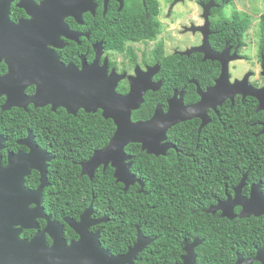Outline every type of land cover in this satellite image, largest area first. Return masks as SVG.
Segmentation results:
<instances>
[{"label":"trees","instance_id":"1","mask_svg":"<svg viewBox=\"0 0 264 264\" xmlns=\"http://www.w3.org/2000/svg\"><path fill=\"white\" fill-rule=\"evenodd\" d=\"M233 1L221 0L220 7ZM233 23L238 35L235 43L242 42L243 32L251 28V16L237 13ZM258 23L255 36L260 42L261 59L264 13ZM124 30L127 37L119 33V39L111 45L113 50H124L126 38L155 39L160 29L158 24H139ZM225 41L220 42L221 48ZM243 43L245 46L250 42ZM68 48L76 50L78 57V44L71 43ZM154 53L162 63L164 84L160 90L146 93L145 102L133 113L135 120L150 118L158 104L166 107L175 88H185L187 101L198 98L189 79L199 77L201 81L204 76V86L212 84L220 72L219 63L202 61L195 54L166 57L161 43ZM128 90L127 83L118 87L119 92ZM257 103L250 96L245 101H236L233 107L228 101L220 108V118L204 127L200 134L199 120L178 123L170 128L167 137L176 148L168 150L166 155L150 154L139 143L128 144L126 151L132 156V172L144 181L143 187L137 182L128 190L116 181L111 165L106 169L99 167L93 179L81 175L80 162L88 160L96 149L105 147L116 131L114 121L106 119L101 110L97 113L80 110L73 115L64 108L53 111L49 105H31L28 110L14 107L9 111H1L0 106V130L13 143L28 135L29 130L33 131L40 147L54 157L49 165L51 185L45 189L46 211L59 221L66 216L79 219L94 201L93 217L109 219L99 228L102 245L112 253H125L136 241L140 227L154 240L139 253L135 264L181 262L184 240L192 241L196 237L203 239L196 248V264H234L238 253L252 257L259 248L264 249V214L230 219L206 209L211 203L225 199L227 193L232 194L245 173L248 175L245 193L259 181L264 191V132H260L264 110L256 111ZM39 181L40 173L34 170L26 183L28 187H36ZM40 224L43 226L45 221L40 220ZM66 230L69 237L70 227ZM35 233L34 229L24 231L27 238ZM75 234L72 229V235Z\"/></svg>","mask_w":264,"mask_h":264},{"label":"water","instance_id":"2","mask_svg":"<svg viewBox=\"0 0 264 264\" xmlns=\"http://www.w3.org/2000/svg\"><path fill=\"white\" fill-rule=\"evenodd\" d=\"M12 0H0V52L9 63V72L0 78V96L7 94L8 99L3 110L13 107L28 109L33 103L36 107L50 105L53 111L65 108L68 113L77 115L80 109L95 113L102 110L106 119H112L116 131L109 143L96 149L88 160L80 162L81 175L94 178L96 170L103 165H111L115 169L117 182H122L125 190L137 182L144 186V181L132 172V156L126 151L130 143H139L142 150L155 155H166L174 145L167 140L168 131L180 122L191 118H202V128L209 121L206 118V108L222 104L225 99L234 97L237 93L252 96L259 102L256 111L264 110V86L256 87L250 82L252 72L242 79L230 77V63L240 58L237 48L234 54L227 56L228 47L222 52L209 53L207 36L202 45L182 51L190 55L192 52L206 53L205 59L219 60L221 73L213 86L207 90L198 88L201 99L195 104H184L183 92L176 90L169 100V109L165 110L158 104L153 115L148 119L133 118L135 110L141 108L145 95L149 90H158L162 82H155L153 76L160 70L149 67L147 70L137 69L135 75L126 72L119 73L115 68L107 73V62L100 64L101 43L96 44L97 54L94 61L88 64L83 61L82 67L73 63H64L55 50L47 47L53 43L56 47H64L59 35L52 34L50 22L39 19L22 20L14 23L10 19V4ZM33 15L32 7L23 5ZM63 34L75 38L77 33H71L69 26L60 18L56 24ZM193 28V27H192ZM57 40H59L57 42ZM262 74L264 75V55L262 57ZM125 78L130 80L127 93L118 91L119 82ZM36 84L34 94L28 96L27 86ZM181 93V96L179 94ZM264 132L263 128L260 131ZM5 138L0 133V264H135L141 253L153 240L138 228L137 239L125 253L113 254L104 248L100 240V231L91 232L90 227L107 222V217L94 218V201L80 215V218H65V222L79 234L80 238L71 243L64 236V225L47 214L43 206L44 189L48 187L49 164L53 156L40 148L35 141L32 130L20 143L29 148L28 152L10 153L8 164H2L1 150ZM33 170L41 174L40 184L36 189L26 187V179ZM247 174L234 188L235 195L219 200L207 211L216 213L222 211V217L230 219L240 217L261 216L264 214V191L262 182L254 183L248 196L242 194L246 185ZM34 205V206H33ZM241 206L239 213L235 207ZM47 222L40 228L38 219ZM25 229H36L30 239L23 238ZM52 238V244L47 243V237ZM203 239L196 237L183 242L185 253L182 261L175 264H196L198 254L196 248ZM260 261L264 264V250L259 248L254 257L246 258L238 253L234 264H254Z\"/></svg>","mask_w":264,"mask_h":264},{"label":"flooded vegetation","instance_id":"3","mask_svg":"<svg viewBox=\"0 0 264 264\" xmlns=\"http://www.w3.org/2000/svg\"><path fill=\"white\" fill-rule=\"evenodd\" d=\"M220 1L221 0H12L10 4V19L14 23H18L22 20L24 21L30 20L33 17L34 19L37 18L39 19L38 23H40V20L45 22H50V24H52V27L49 28L50 32L52 34L55 33L57 36L59 35L60 41L62 40V42L64 43V47H57V46L55 47L53 43H49L47 47L55 50V52L60 56L61 60L66 64L73 63L77 66L82 67L84 60L88 64H91L94 61L97 54L96 44L101 43L100 64L104 65L107 62L108 74L111 73L112 70L115 68L119 73L126 72L128 75L131 74L135 75L137 69L141 68L142 70H147L149 67L152 68L156 67L157 69L159 65L160 70L153 76V80L155 82L161 81L162 82L161 87H162L164 84V78L161 76L162 63L160 60H158L157 55L154 53L159 43H161L162 54L166 57H169V55L172 54L186 55V54H182L181 52L202 45L205 40V37L207 36L209 41V48H207V51L209 53L219 54L220 52L223 51L225 47H228L229 53H227V56H230L234 54L237 48H239L238 49L240 53L239 59L241 60L248 59L247 54L243 53L242 49L246 47V45L245 46L243 45L244 44L243 41H245L244 38L248 34V30L250 29V27L248 28V30H245V32H243V41L242 42L237 41L235 43V41L238 40V35H237L236 26L233 22L235 15L237 13L240 14L241 11H237V9L234 8V1L232 4H228L224 7H220L221 5ZM23 5L32 7L33 15L30 14L27 8ZM263 13L264 12H262V14ZM260 17H259V21H260ZM60 18H62L64 22L69 26L72 35L73 33H77L76 35H74L77 37L69 38L63 34H60V30L58 26L55 25L56 22H59ZM139 24L148 25V26L151 24H156V25L158 24L160 29L158 36L155 39L146 40V41L133 40L134 39L133 37L126 38L127 44L124 50H119V51L113 50V47L111 45L119 39L118 38L119 33L127 37L124 34L125 32L124 28L130 27L131 25L135 26ZM134 32H136V30ZM188 33L193 35L189 42L188 40H186L188 38L184 36ZM196 36H198L199 38L198 41H196ZM223 40H227V41H225L224 47L221 48L220 42H222ZM58 41L59 40H57V42ZM71 43L72 45L78 44L80 46L78 57L76 56V50L74 49L70 50V48H68L69 44ZM150 44H153L152 47H149ZM262 53L263 52L261 51V63H262V55H263ZM192 54L197 55L198 58H200L202 61H211L213 62V64L219 63L220 72L218 76L214 78L212 84H208L204 86L202 84L205 80L204 76L201 78L202 82L200 81L199 77H191L189 79V83L194 86L195 92L198 95V98L194 100L187 101L185 99V88H182L181 90L175 88L174 93L176 90H179V92L180 91L183 92L182 94L184 97L185 105L197 103L201 99L200 94L198 92V88L200 87L204 91L207 90L208 87L213 86L215 84L216 79L219 77L221 73V63L219 60L211 59V58L205 59L206 53L202 51L192 52L190 55ZM190 55H186V56H190ZM67 59H69V61H66ZM239 59L233 60L231 61V63L236 62ZM231 63H230V77L232 81L237 78L242 79L248 72H252V75L250 76L251 84H253L256 87L264 86V75L262 74V65H261V71H259L260 79L256 80L254 78L257 76V72H255L252 69L248 70L241 77L234 76L231 73ZM9 69L10 68L8 61L6 60L5 57H1L0 78L6 75L9 72ZM124 83H127L130 89V80L128 78L121 80L119 82V86ZM161 87L158 90H160ZM36 88H37L36 84L27 86L25 92L28 96H31L36 91ZM149 91H154V90H149ZM174 93L172 94L171 97L167 99L166 107H164L165 110L169 109V100L174 96ZM179 96H181V93L179 94ZM248 96H244L242 93H237L234 97V100L232 98H227L224 100L222 104H219L217 106L207 107L206 112L203 113L206 114L205 116L206 118L209 119V121L204 127H206L211 123H215L216 119L220 118L221 115L220 108H222L225 105V103L227 104V102L230 101L231 107H233L236 101L239 100L245 101V99ZM7 99H8L7 94H3L0 96L1 111H9V110H3V105L6 103ZM258 104L259 102L257 103V106ZM31 105L35 106L33 103H31L28 106V109ZM80 110H84V109H80ZM193 119L199 120L198 132L200 134L201 133L200 126L203 122V119L191 118L186 121H190ZM260 123H262V125L264 124L263 121H260ZM0 133L5 138L4 148L1 150L3 165L8 164V157L10 153H18L19 151H24V152L29 151V148L26 145L20 143V141L24 140L28 135L16 139L15 143H13L12 138H10V136L8 137L6 134H3L1 130ZM170 142L174 145V147H171L170 149H175L176 145L172 141ZM39 184L36 187H28L26 183V187L30 189H36L39 186ZM245 186L242 190V194L248 196L250 194L251 187H250V191L248 193H245L244 192ZM45 189H44V201H45ZM229 195L234 196L235 191L232 194L227 193L225 199H227ZM219 200H224V199H219ZM218 201H216L215 203H211L206 210H208L211 206H215L218 203ZM43 206H44V202H43ZM241 210H242L241 206L235 207L236 213L241 212ZM46 213L49 214L47 211ZM217 213L219 214V216H221L222 211L218 210L216 213L213 214H217ZM67 217L72 218L71 216H66L64 217L63 221L60 222L64 225L65 238L69 241V243H71L73 239H78L80 238V236L72 228V226H70L68 223L64 221L65 218ZM40 220L45 221V224L43 226L40 224ZM38 222L41 229L44 228L47 224L44 218H39ZM99 225L100 224L91 226L90 231L97 232L99 230L100 240H101L102 230L101 228H99ZM67 226L70 227L69 237L66 236ZM72 229L76 233L75 235H72ZM24 231L21 233V236L23 238H27L24 235ZM49 238L50 237L48 236L47 243L51 245L53 240L52 238H50L49 240Z\"/></svg>","mask_w":264,"mask_h":264},{"label":"rangeland","instance_id":"4","mask_svg":"<svg viewBox=\"0 0 264 264\" xmlns=\"http://www.w3.org/2000/svg\"><path fill=\"white\" fill-rule=\"evenodd\" d=\"M234 8L237 11H241L240 14H248L252 19V26L248 30L247 40L245 41L246 47L243 49V53L247 54L248 59L241 60L239 59L236 62L231 63V73L236 77L243 76L248 70L252 69L257 72V76L254 79H260L259 71H261V59L259 53L260 42H258V37L255 36L256 31L258 30L259 17L264 12V0H234ZM244 11V12H242ZM188 42L190 41L192 34L188 33L184 35ZM199 38L196 36V41ZM153 44H150L149 47H152Z\"/></svg>","mask_w":264,"mask_h":264},{"label":"clouds","instance_id":"5","mask_svg":"<svg viewBox=\"0 0 264 264\" xmlns=\"http://www.w3.org/2000/svg\"><path fill=\"white\" fill-rule=\"evenodd\" d=\"M243 50V49H242ZM263 54V53H262ZM264 55V54H263ZM263 55H262V57H263ZM261 65H262V63H261ZM145 102V101H144ZM157 107V106H156ZM164 107V106H163ZM156 109V108H155ZM136 111V110H135ZM155 112V111H154ZM153 115V114H152ZM181 123V122H180Z\"/></svg>","mask_w":264,"mask_h":264}]
</instances>
